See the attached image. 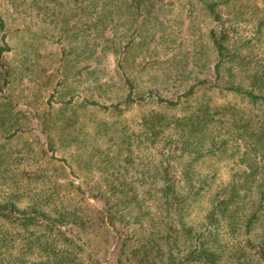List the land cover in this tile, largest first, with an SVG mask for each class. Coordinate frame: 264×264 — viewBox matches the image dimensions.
<instances>
[{
    "label": "rangeland",
    "instance_id": "obj_1",
    "mask_svg": "<svg viewBox=\"0 0 264 264\" xmlns=\"http://www.w3.org/2000/svg\"><path fill=\"white\" fill-rule=\"evenodd\" d=\"M255 1L240 0L245 10L237 15L218 5L220 21L202 0H0L12 47L3 54L7 82L0 76V203L49 217V224L39 214L27 224L1 217L0 257L12 255L18 264L20 258L128 264L139 248L162 264L170 227L204 232L206 214L233 186L243 214L257 207L264 149L239 129H256L264 104L202 87L179 97L198 80H215L211 30L227 32L225 52L234 54L221 63L218 82L250 88L264 68V26L256 32L264 10L251 13ZM126 77L135 95L152 90L181 102L125 105ZM255 91L264 93V79ZM206 110L217 113L204 119ZM233 112L239 127L229 125ZM189 115L188 123L206 122L207 136L199 144L192 132L182 152L173 141L189 124L176 120ZM168 180L183 205L182 224L175 205L167 211L161 198ZM108 210L114 225L107 228L99 216ZM69 213L84 228L68 222ZM223 222L215 232L218 251L242 248L246 236L231 235ZM183 238L186 251L191 242ZM226 255L220 264L229 263Z\"/></svg>",
    "mask_w": 264,
    "mask_h": 264
},
{
    "label": "trees",
    "instance_id": "obj_2",
    "mask_svg": "<svg viewBox=\"0 0 264 264\" xmlns=\"http://www.w3.org/2000/svg\"><path fill=\"white\" fill-rule=\"evenodd\" d=\"M204 2V5L208 8L210 12L214 14V18L216 20L221 21V13L217 11V6L222 5L221 7L224 9H230V10H236L234 11L235 14H240L244 12L245 8L242 9L245 5L240 3V0H202ZM222 3V4H220ZM256 4L262 5L260 8L259 5H256L254 8H248L249 11H254L253 9L258 8L259 10H264V0H257L255 1ZM243 6V7H242ZM254 13V12H251ZM236 14V15H237ZM257 21V33L263 32V26H264V17L258 16ZM5 30V24L3 19L0 17V32H1V45H0V67L2 71V80L3 82H7V78L9 75V69L4 63L3 60V54L4 52L12 50L11 45L6 40L7 33ZM213 46L215 47L218 59L214 64V73H215V80L214 82L210 83L206 79H201L196 81L194 84H191L183 93L181 97H189L191 96L196 89L203 88V89H216L221 92H231L235 95H240L242 97H246L249 99L252 103L256 104H264V93L256 92V88H261L263 86V79H264V68L260 70L259 75L255 76L253 79V82L251 83L250 88H244L240 85H233V84H222L219 83L218 80L220 78L219 74V68L221 63H224V61L229 60L234 56V54L226 53L225 52V42L227 40L228 34L225 30H221L218 33L211 30L210 33ZM125 82L127 83L128 92L123 100V103L125 105H129L133 102H142L147 101L150 98H155L158 102H164L166 105H169L171 107H175L178 104H180V98L171 100L168 98H163L159 94L154 93V91L150 90L146 94H137L135 95L134 88L135 85L133 82L129 80V78H125ZM89 104L96 105L102 108H107L106 106L98 103L97 101L90 100L88 101ZM119 103H115L112 106L114 108L118 107ZM226 108V107H222ZM205 109V108H204ZM203 109V110H204ZM211 109V108H210ZM215 112H211L206 110L204 112V115L201 116L204 119H212ZM234 116V112L232 113V117ZM192 116L182 117L176 120V124L181 125H187L188 130H184L186 126H181V130L185 131V134H179V137H183L179 141H173L176 146H178V150H186L185 148L187 145L190 144L189 135L192 134L194 131H198L200 134L199 137L196 139V141L199 142V144H202L203 138H206L207 134L205 133V129L207 127L205 126L206 122H198V119L196 123H188L187 121H191ZM242 117H240L241 119ZM209 119V120H210ZM231 119V123L229 125L231 127H239L238 122L236 119ZM242 124V123H241ZM240 135L247 134L249 137H254L255 142L259 145L257 148L264 149V121L259 123L256 127V129H249L248 124H242L240 125ZM198 128V129H197ZM191 132V133H190ZM230 132V131H228ZM227 132V133H228ZM14 133V132H13ZM12 133V134H13ZM12 136V135H10ZM171 141V140H170ZM173 147L170 149H174L177 147ZM169 147H171V143L169 144ZM176 150V151H178ZM173 151V152H176ZM199 151H197V155L193 156L195 159L198 156ZM164 175H167L164 174ZM246 176H252V173L247 174ZM187 180H189L188 177H186ZM264 181V179H263ZM164 185V187L161 188L160 194L161 198L163 199L164 207L167 211L171 207L175 205L176 212H177V220L176 222L179 224H182V208L183 205L179 204L178 202L180 199L178 198V195L176 194L175 190L173 189V185L170 183V181H167ZM263 184L262 189L259 192V201L257 204V207L254 209L248 211L245 215L242 212V208L237 205V188L233 186L231 188V191L228 193V197H223L221 199H218L217 202L212 206V208L208 211L206 214V226H205V233H198L197 235H193L192 231L190 229H184L182 233L179 230H176L174 227H170L167 234L163 236V243L165 244V250H166V257L163 259L162 264H220L221 258L224 257L223 255L227 253V258L229 259V263L227 264H264V182L260 183V186ZM179 209V210H178ZM15 212V213H14ZM32 213H27V211L20 210L18 207L15 206L14 203H0V218H5L6 220H9L10 222L19 220V222H22L23 224L31 223L33 222V219L36 218L39 214L41 216L40 218H43L48 223V215L45 213H42L41 211H37L36 209L31 210ZM32 214V215H31ZM14 218V219H13ZM60 218H63L60 216ZM68 222L72 223L73 226L75 224H79V221L75 214L69 213L68 215ZM100 221H103L107 228L108 226L113 227L114 221L113 216L111 212L108 210V213H103L99 216ZM60 220V219H58ZM62 222V219L60 220ZM224 221L223 223L227 226V230L231 235L238 234L239 232L243 233L246 236V244L243 245L242 248L239 247H231L229 251H218V239L215 236L216 230L218 229L220 223ZM60 222V223H61ZM81 225V224H79ZM82 228L83 225H81ZM184 227V226H183ZM204 233V234H203ZM182 235H185L186 239L191 242V244L188 242L186 251H181V248L179 247V241L182 239ZM127 238V237H126ZM185 238H183V241H187ZM128 239H122V248H124L127 245ZM0 241L4 243V237L0 236ZM234 248V249H233ZM135 251L131 255V259H128V264H157L146 252L142 254L139 248L133 250ZM144 251H150V250H144ZM8 252V251H6ZM225 256V257H226ZM3 257V256H2ZM0 257V258H2ZM4 257H8L11 262V264H18L16 263V259L12 255H7ZM0 259V264L3 263V259ZM50 257L47 258L45 261L46 263L50 260ZM227 259V260H228ZM43 264L44 262H34V261H28V259H22L20 258V264ZM124 264V263H120Z\"/></svg>",
    "mask_w": 264,
    "mask_h": 264
}]
</instances>
